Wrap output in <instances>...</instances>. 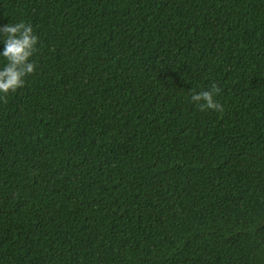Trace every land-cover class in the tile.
<instances>
[{
	"label": "trees",
	"instance_id": "1",
	"mask_svg": "<svg viewBox=\"0 0 264 264\" xmlns=\"http://www.w3.org/2000/svg\"><path fill=\"white\" fill-rule=\"evenodd\" d=\"M19 20L0 264H264V0H0Z\"/></svg>",
	"mask_w": 264,
	"mask_h": 264
},
{
	"label": "clouds",
	"instance_id": "2",
	"mask_svg": "<svg viewBox=\"0 0 264 264\" xmlns=\"http://www.w3.org/2000/svg\"><path fill=\"white\" fill-rule=\"evenodd\" d=\"M0 102L25 87L26 80L38 69L33 57L39 52L40 39L30 22L19 20L0 25ZM220 89L212 84L207 90L192 92L190 103L200 111H223L217 100Z\"/></svg>",
	"mask_w": 264,
	"mask_h": 264
}]
</instances>
